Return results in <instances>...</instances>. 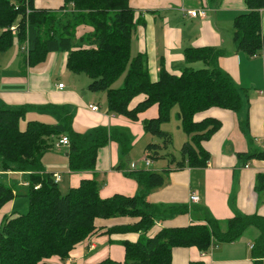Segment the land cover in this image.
I'll use <instances>...</instances> for the list:
<instances>
[{
    "label": "trees",
    "instance_id": "16d2710c",
    "mask_svg": "<svg viewBox=\"0 0 264 264\" xmlns=\"http://www.w3.org/2000/svg\"><path fill=\"white\" fill-rule=\"evenodd\" d=\"M244 1L247 10L234 19L233 42L238 51L251 58L264 51L260 15L264 0ZM15 22L19 32L13 37L9 27ZM142 23L129 7V0H63L56 11L35 9L33 0H0V53L9 50L14 39L21 45L27 40L29 51L23 64L34 67L43 63L49 53L66 52L67 70L86 74L91 80L89 91L106 93L108 113L136 121L138 114L156 105L158 115L143 122L145 133L160 140L146 146L149 160H156L170 147L172 137L161 126L177 107L176 117L188 141L181 147L176 167L205 168L209 154L203 143L222 123L213 117L197 116L210 109L237 114L243 107L244 95L216 66L223 53L214 48L183 51L186 64L200 62L202 69L185 67L175 75L161 66L157 80H152L145 56L130 55L132 35ZM80 25L90 26L92 31L76 38L75 30ZM120 78L122 85L112 88ZM138 97L142 100L131 107ZM24 117L23 109L0 106V172L29 173V186L25 188L28 212L5 217L0 227V264H52L47 260L53 257L65 264L76 246L103 229L99 226L101 221L117 218L130 221L112 226L104 234L140 235L136 241H121L122 263L105 259L95 264H172L174 249L194 247L208 252L216 244L238 241L249 229L259 232L250 251L253 264H264V217L235 216L225 221L206 217L203 223L153 230L158 212L164 211L150 204L146 193L163 185L164 172H126L141 188L132 197L114 195L101 199L95 180H82L77 188L62 195L54 175L43 173L41 160L51 146L50 137L64 135L69 139L67 159L71 172L93 171L98 150L110 140L118 142L120 148L121 160L115 170L124 169L130 151L128 140L106 131L94 138L83 137L70 128L69 120L65 125L29 121L21 130L19 124ZM238 156L245 161H264V150ZM38 184L40 187L35 190ZM13 191L0 182V210L17 196ZM182 209L167 212L182 213Z\"/></svg>",
    "mask_w": 264,
    "mask_h": 264
},
{
    "label": "crops",
    "instance_id": "0c3cea01",
    "mask_svg": "<svg viewBox=\"0 0 264 264\" xmlns=\"http://www.w3.org/2000/svg\"><path fill=\"white\" fill-rule=\"evenodd\" d=\"M33 3L35 9L53 11L63 5V0H33ZM129 7L134 11L136 19L143 21L132 35L130 55L131 58L138 54L145 56L146 68L152 80H157L161 66L175 75H179L185 67L197 69L199 64L204 66L200 62L186 64L183 56L185 49L214 48L223 53L216 66L230 77L234 86L244 95L240 112L245 110V115L242 117H239L240 112L234 114L220 109H210L197 116V119L213 117L222 123L220 129L203 143L209 154L205 168L176 167L180 157L167 151L161 152L157 159L167 161L168 165L165 168L160 166L162 170L154 172H164V183L146 193V200L164 211L158 212L153 230L203 223L206 217L217 221H225L235 216L264 217V188L261 189V185L264 186V161H245L238 156L259 151L254 149L264 150V51L249 58L238 51L233 42V22L239 14L247 10L245 1L129 0ZM195 9L204 10L205 16L192 18L186 14V11ZM260 15L261 36L264 39V9L260 10ZM90 30L92 31L88 26L77 27L76 38L90 33ZM8 52L9 50L0 53L1 107L23 109L24 118L29 115L32 117L28 122L65 125L69 120L70 128L83 137L94 138L99 132L106 131L118 139L128 140L130 151L126 156L125 165L123 164L124 169L115 170L121 160L120 148L118 142L110 140L98 150L93 171H68L67 187L74 189L82 180H95L101 199L114 195H138L141 188L134 179L126 175V172L139 170L137 165L129 164V155L139 144L143 143L146 154V146L157 143L156 137L145 133L143 129L144 121L158 115L157 106L153 105L138 114L136 121L108 113L106 93L97 97V93L85 92L84 87L89 85L91 80L87 79L88 76L83 78L81 74L67 70L66 52L49 53L43 63L34 67L24 65V60L21 62L19 57L20 63L16 62L12 75L4 73L6 68L3 66L8 62L4 56ZM26 57L24 56V59ZM63 79L66 84L60 82ZM59 84L63 85L61 90L58 89ZM141 100L142 97L136 98L131 107ZM89 106H97L98 110L91 111ZM199 116L201 117L198 118ZM242 125L246 129L244 133L241 131ZM162 131L171 134L169 130ZM63 136L50 137L51 146L41 160L50 172L43 168L44 174L53 176V171H60V168H56L58 160L60 164L63 160L68 162V147H55ZM54 139L57 141L54 142ZM184 141H188V137H184ZM63 148H66L67 152L65 155H58L57 162L52 163L45 159L47 155ZM171 158L174 160L170 161ZM241 159L244 162L240 161ZM150 167L151 164L147 168ZM57 176L59 180L56 183L59 185L62 177ZM24 181H28V178ZM192 193L199 197L198 203L189 202ZM178 207L183 208L182 213L167 212ZM129 221L125 218L101 221L99 226L103 229L87 238L70 253V264H95L105 259L122 263L124 248L120 244L121 241H136L140 234L122 236L104 233L112 226ZM258 236L256 229H249L238 241L216 244L206 253L194 247L177 248L173 250L172 264H253L250 251ZM52 264L61 262L57 258Z\"/></svg>",
    "mask_w": 264,
    "mask_h": 264
},
{
    "label": "rangeland",
    "instance_id": "374dc122",
    "mask_svg": "<svg viewBox=\"0 0 264 264\" xmlns=\"http://www.w3.org/2000/svg\"><path fill=\"white\" fill-rule=\"evenodd\" d=\"M53 11H56V10H53ZM80 26H86V25H80ZM80 26H78V27H80ZM88 27L91 29L90 26H88ZM76 33L77 32L75 30V37L78 36ZM83 36H85V35H83ZM20 45L21 44H19L18 41L16 39H14L13 44L9 48L8 54L6 56H4V57H7V61H8L7 64L5 66H3L4 68H6L4 73H9L10 75H12V73L15 72V69L13 67H16L15 66L16 62L20 63V58H21V62H22V60H24L25 54L21 51ZM11 56H13V57H11ZM203 67L204 66H202L201 64L196 66L197 69H202ZM197 69H195V70H197ZM81 76L83 78L87 77L86 74H81ZM52 77H53V75H52ZM50 78H51V75L49 77V81L51 82L52 78L51 79ZM87 79H88V77H87ZM122 79L123 78H120L116 83L113 84L114 86L112 85V87L115 89L119 88L122 85ZM60 82L63 84H66V81L64 79L61 80ZM84 90H85V92L86 91L91 92L88 90V85L86 87H84ZM92 93H97L96 94L97 97L102 96L104 94V92H92ZM101 93H103V94H101ZM177 112H178V108L174 107L170 112L169 121L162 125V129L169 130L170 133L172 134V138H173L172 143H171L170 147L168 148L167 152L174 154L177 157H180V150H181L183 143L185 142L184 137L187 138V136H184L183 131L180 127V122L176 117ZM243 115H245V110L240 112L239 117H242ZM200 117L201 116H199L198 118H200ZM29 118L30 119L32 118L31 115H29V117L27 116V118H24L20 121V129L21 130H24L26 128V124H27L28 120H30ZM241 131H242V133H244L246 131L244 125L241 126ZM52 140H53V138H52ZM55 141H57V140L54 139V142ZM155 142L160 143V140L158 138H155ZM144 148L145 147L142 143V144H139L138 146H136L135 148L132 149V151L129 155V161H128L129 164L137 165V168L139 170L151 171V172H154L155 170H162L160 166H163V168L167 167V165H168L167 161L162 160V159H157V160H150L151 161V167L147 168V166H145L146 154L144 153ZM254 150L262 151L261 148L254 149ZM66 152H67L66 148H63L60 151H54L53 154L47 155L45 157V159L51 161L52 163H55V162H57V156L58 155H65ZM240 161L244 162L243 159H241ZM42 163H43L42 166H43L44 170H46L47 172H50L44 166V162H42ZM57 165H58V167H56V168H60V171H53V173L55 176L60 175V177H62L61 183H59L58 188H59L61 194L65 195L70 190L69 189L70 187L69 188L67 187V184H68V177H67L68 174L67 173L69 171L68 162L66 163L65 160H63V163L60 164L59 160H58ZM26 174H29V173H26ZM28 177L29 176H26L23 173L19 174V173H14V172H4V173L0 172V182L6 186L12 187V189L14 190L13 194L17 195V197H15L11 201L7 202L6 205L0 210V227H1L2 221L5 217H7V218L13 217L16 214H24V213L28 212L29 202H28V199L25 197L26 190L24 189L23 186L20 185L22 183V181H24V179H26ZM25 188H27V187H25ZM12 209H13V212H12ZM55 259H57V258L53 257L47 261L49 263H53V261ZM68 259L64 261L65 264H70V261H68Z\"/></svg>",
    "mask_w": 264,
    "mask_h": 264
},
{
    "label": "built area",
    "instance_id": "2783aa9c",
    "mask_svg": "<svg viewBox=\"0 0 264 264\" xmlns=\"http://www.w3.org/2000/svg\"><path fill=\"white\" fill-rule=\"evenodd\" d=\"M29 14V9L26 7V14L25 16L27 17ZM186 14L192 18H203L205 16V11L202 10V9H195V10H188L186 11ZM18 32H19V25L18 23H14L12 24L10 27H9V33L13 36V37H16L18 35ZM21 51L25 54V56H28V41L26 40L22 45H21ZM63 88V85L62 84H59L58 85V89H62ZM90 110L91 111H97L98 108L97 106H89ZM69 139L66 137V136H63L61 137L57 143L55 144V147H60V146H65V147H69ZM151 164V161L146 157V160H145V165L148 167L149 165ZM246 167V166H245ZM59 180V177L58 176H55L54 175V181L57 182ZM21 186L23 187H28L29 186V182L28 181H24L20 184ZM40 187V185H35L34 186V189H38ZM199 201V197L195 194V193H192L190 196H189V202L191 204H195V203H198ZM253 246H251V249H252ZM213 249V246L210 248V250ZM209 250V251H210ZM202 253H206V252H202Z\"/></svg>",
    "mask_w": 264,
    "mask_h": 264
}]
</instances>
